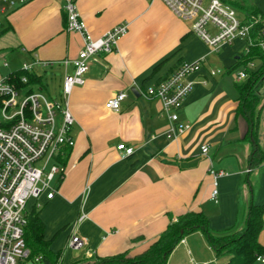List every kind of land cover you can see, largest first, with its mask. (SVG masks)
<instances>
[{"label":"crops","instance_id":"0c3cea01","mask_svg":"<svg viewBox=\"0 0 264 264\" xmlns=\"http://www.w3.org/2000/svg\"><path fill=\"white\" fill-rule=\"evenodd\" d=\"M66 1L26 0L0 10V61L75 59L84 38L66 29ZM74 1L93 38L123 22L129 30L115 51L92 63L85 84L73 88L69 107L76 121L75 145L63 165L64 177L52 198L44 194L28 207L29 213L39 212L44 239L51 242L59 263L88 264L123 252L136 256L188 212H203L210 228L222 231L241 223L252 202L264 205V160L251 166L253 147L244 138L248 125L237 116L238 87L234 89L227 77L245 42L240 39L235 50L216 54L163 0ZM200 59L205 69L190 76L196 83L180 111V121L190 128L170 139L171 120L162 100L143 91L182 63ZM55 68L38 73L43 76ZM211 68L221 73L210 76ZM67 72H73L72 64ZM119 91L128 93L121 110L107 109L105 103ZM121 143L133 147L134 153L125 157L117 149ZM258 143L264 152V108ZM204 144L209 146L207 154L201 150ZM215 187L218 202L211 198ZM74 234L84 240L85 249L69 246ZM260 241L264 244V229ZM204 246L211 248L205 235L195 232L171 256L180 248L192 255Z\"/></svg>","mask_w":264,"mask_h":264},{"label":"built area","instance_id":"2783aa9c","mask_svg":"<svg viewBox=\"0 0 264 264\" xmlns=\"http://www.w3.org/2000/svg\"><path fill=\"white\" fill-rule=\"evenodd\" d=\"M237 1L163 0L177 16L191 22L192 31L210 47L217 48L222 42L241 39L245 42L243 53H248L254 46L264 50V16L245 13L234 5ZM25 2L0 0V10L7 11ZM63 10L67 16L66 29L79 32L84 38L77 57L56 61L32 59L22 63L18 70L24 72L23 75L18 76L17 71L7 75L0 73V264H41L40 257L30 260L31 250L25 240L28 203L31 199L38 200L43 193L52 198L61 174L64 175V167L58 157L64 147L75 145L72 129L76 121L69 107L73 88L85 84L92 63L98 61L101 54L115 51L119 40L129 30V24L123 22L95 39L81 19L74 0H67ZM209 24L215 31L207 29ZM70 64L73 65L72 73L67 72ZM8 66L5 60L0 63V67ZM54 66H62L66 70L59 100L48 97L42 88H36V83L29 80V75H41L39 69ZM254 68L255 61L249 62L248 69ZM202 69H205L203 59L184 62L159 84L143 91L149 98L162 100L163 111L171 120L167 133L170 139L177 138L190 128L188 123L180 121V111L196 83L190 76ZM207 71L210 76L221 73L220 69ZM247 77L246 68L235 71L236 81ZM202 82L206 83V80ZM127 98L126 91H119L107 100L105 106L118 112ZM117 149L125 157L134 153V148L125 143L117 145ZM201 150L207 154L209 146L204 144ZM51 161L53 163L47 172ZM211 173L219 175L214 170ZM54 181L55 184L51 185ZM211 198L218 202L216 187ZM40 206L37 202V207ZM69 246L74 250L86 247L84 240L76 234ZM254 264H264V253L257 256Z\"/></svg>","mask_w":264,"mask_h":264},{"label":"trees","instance_id":"16d2710c","mask_svg":"<svg viewBox=\"0 0 264 264\" xmlns=\"http://www.w3.org/2000/svg\"><path fill=\"white\" fill-rule=\"evenodd\" d=\"M236 7L248 14L258 15L260 10L253 6H246L240 0L235 2ZM65 26L67 16L64 13ZM186 35L182 37L184 39ZM237 63L231 71L246 68L247 81L238 86L237 116L243 117L248 125L245 140L252 144L253 151L250 157L251 166H256L264 160V152L258 143V127L260 116L264 108V101L256 91V86L264 77V50L259 46L250 47L248 53L239 55ZM259 60L260 64L254 69H248L249 62ZM18 76L24 72L17 71ZM30 82L38 83L42 75H29ZM72 147H64L58 161L65 165ZM63 156V157H62ZM61 174L59 181L63 179ZM25 240L31 250L30 260L40 257L41 264H60L59 257L50 249V241L44 239V223L39 212L34 209L26 213ZM242 226L237 225L222 231L210 228L208 217L203 212H188L178 217L176 221L160 234L158 239L144 252L131 256L128 252L113 256L96 258L88 264H168L169 258L179 243L188 235L201 232L214 251L217 259L228 257L224 264H254L259 254L264 253V244L260 235L264 229V205L252 202L247 210Z\"/></svg>","mask_w":264,"mask_h":264},{"label":"rangeland","instance_id":"374dc122","mask_svg":"<svg viewBox=\"0 0 264 264\" xmlns=\"http://www.w3.org/2000/svg\"><path fill=\"white\" fill-rule=\"evenodd\" d=\"M242 3H244V5L246 6H253L256 7L260 10V15L264 16V0H240ZM262 10V11H261ZM258 14V15H259ZM187 24L191 25V22L188 21ZM207 29L212 32L215 31L214 27L209 24L207 26ZM196 35H198L197 33H195ZM199 36V35H198ZM200 37V36H199ZM201 38V37H200ZM202 39V38H201ZM240 39H236L234 41H232L231 43L228 42H222L218 45V51H215L217 48L216 47H211L213 49V51L218 54V52L222 51L225 48H229V49H233L235 50L238 46H239V41ZM203 41V39H202ZM4 60H1L0 63H2ZM6 61L9 63V67L7 68H1L0 67V73L3 75H7L10 73V71L14 68H20L22 66V63H24L25 59L24 58H18V57H9L6 58ZM219 66H221V64H218ZM223 66V65H222ZM221 68H224L222 67ZM57 67L55 69H48L47 73L43 75L42 80L38 83H36L35 87L36 88H42L43 91L45 92V94L54 99V100H59L61 99V94H62V77H63V73L64 72V67L60 68L58 66H54ZM218 69V68H216ZM228 80L232 83V86L234 89H236V86H240L243 83H245L247 80H241V81H236L235 79V71H231L228 75ZM256 91L258 93V95L261 97V100L264 101V77L260 80V82L257 84L256 86ZM43 162H40V164H42ZM53 163V161H51L49 163V165L46 168V171L48 172L50 169L51 164ZM57 179V177H56ZM55 179V181H56ZM55 181L51 183V185L55 184ZM45 193H43L40 197L42 198V196ZM36 201V199H31L28 203V207H31L32 204ZM245 218V217H244ZM244 220L242 221V219L239 221L241 223H238L237 226L240 227L243 225ZM201 246V244H200ZM81 252L75 251L74 254L78 255ZM229 260L228 257L222 258L217 260L215 253L213 250H211V248H207V246L204 247H199L197 248V251H195V253H193L192 255H188L187 252H182V249L180 248V250H178L177 252H175L171 258H170V264H224Z\"/></svg>","mask_w":264,"mask_h":264}]
</instances>
